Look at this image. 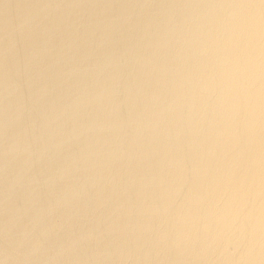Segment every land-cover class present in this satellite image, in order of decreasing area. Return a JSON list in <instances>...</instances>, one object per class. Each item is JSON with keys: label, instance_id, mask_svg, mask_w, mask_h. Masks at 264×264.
Segmentation results:
<instances>
[{"label": "clouds", "instance_id": "clouds-1", "mask_svg": "<svg viewBox=\"0 0 264 264\" xmlns=\"http://www.w3.org/2000/svg\"><path fill=\"white\" fill-rule=\"evenodd\" d=\"M0 264H264V0H0Z\"/></svg>", "mask_w": 264, "mask_h": 264}]
</instances>
